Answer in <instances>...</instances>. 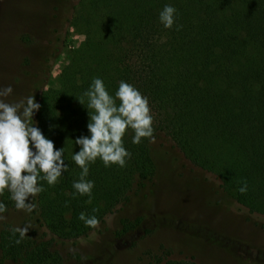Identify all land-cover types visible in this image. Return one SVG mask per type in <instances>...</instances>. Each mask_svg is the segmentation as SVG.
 <instances>
[{"label": "trees", "instance_id": "obj_1", "mask_svg": "<svg viewBox=\"0 0 264 264\" xmlns=\"http://www.w3.org/2000/svg\"><path fill=\"white\" fill-rule=\"evenodd\" d=\"M166 4L178 10L179 30L159 22ZM76 16L90 32L58 87L37 95L41 108L35 118L55 147H64L69 171L53 187L44 183L33 201L34 232L17 245L12 228L0 231V261L63 264L52 244L76 241L95 229L78 219L81 212L95 215L100 225L153 177V142L132 144L129 129L126 166L105 168L97 160L88 177L95 182L91 200L73 196L80 169L71 156L88 123L87 101L81 105L78 99L96 77L113 95L122 80L139 89L149 101L155 140L171 142L223 191L234 192L239 207L264 216V0H78ZM245 182L247 192L241 194ZM0 201L14 207L7 191ZM121 228L127 232L131 224L122 221ZM154 264L200 263L189 258Z\"/></svg>", "mask_w": 264, "mask_h": 264}, {"label": "rangeland", "instance_id": "obj_2", "mask_svg": "<svg viewBox=\"0 0 264 264\" xmlns=\"http://www.w3.org/2000/svg\"><path fill=\"white\" fill-rule=\"evenodd\" d=\"M77 2L0 0V88L12 86L8 102L31 95L37 102L42 90L58 87L61 72L90 32L76 16ZM152 146L154 175L138 195L88 236L52 244L63 264L189 258L200 264H264V216L239 207L234 192L223 191L168 140L159 138ZM4 215L0 231L29 225V236L37 229L31 213L15 206ZM122 221L131 224L129 231H122Z\"/></svg>", "mask_w": 264, "mask_h": 264}, {"label": "clouds", "instance_id": "obj_3", "mask_svg": "<svg viewBox=\"0 0 264 264\" xmlns=\"http://www.w3.org/2000/svg\"><path fill=\"white\" fill-rule=\"evenodd\" d=\"M178 10L166 4L159 12V22L165 29L179 30L176 23ZM13 94L12 86L0 88V196L5 191L14 202L17 211L33 213L37 204L33 201L45 191L44 183L55 186L69 171L65 159L64 147L56 148L33 123L34 115L41 105L34 95L8 102ZM87 101V135L75 139L79 151H74L71 160L80 169L79 178L72 183L73 196L93 195L95 182L88 179L90 166L97 160L105 168L118 166L123 168L131 158V153L124 145V137L129 129L134 133L132 144L139 145L143 139L155 142L153 116L149 101L139 89L130 83L120 81L114 95L110 94L104 81L93 78L88 89L78 99L81 105ZM90 110V111H89ZM241 194L247 192L246 182L238 189ZM7 205L0 201V221L6 219ZM93 211H96L95 209ZM78 219L86 227L96 228L99 220L95 215L81 212ZM30 226H18L11 229L17 236L15 243L20 244Z\"/></svg>", "mask_w": 264, "mask_h": 264}]
</instances>
